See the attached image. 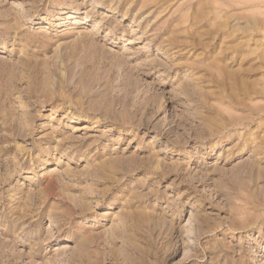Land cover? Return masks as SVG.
<instances>
[{
    "label": "rangeland",
    "instance_id": "374dc122",
    "mask_svg": "<svg viewBox=\"0 0 264 264\" xmlns=\"http://www.w3.org/2000/svg\"><path fill=\"white\" fill-rule=\"evenodd\" d=\"M0 264H264V0H0Z\"/></svg>",
    "mask_w": 264,
    "mask_h": 264
},
{
    "label": "bare ground",
    "instance_id": "6f19581e",
    "mask_svg": "<svg viewBox=\"0 0 264 264\" xmlns=\"http://www.w3.org/2000/svg\"><path fill=\"white\" fill-rule=\"evenodd\" d=\"M70 237V236H69ZM69 237H67V239L69 240Z\"/></svg>",
    "mask_w": 264,
    "mask_h": 264
}]
</instances>
